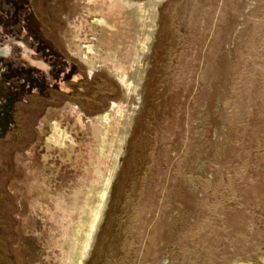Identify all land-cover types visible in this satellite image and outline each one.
I'll use <instances>...</instances> for the list:
<instances>
[{"label":"rangeland","instance_id":"obj_1","mask_svg":"<svg viewBox=\"0 0 264 264\" xmlns=\"http://www.w3.org/2000/svg\"><path fill=\"white\" fill-rule=\"evenodd\" d=\"M0 264H264V0H0Z\"/></svg>","mask_w":264,"mask_h":264}]
</instances>
